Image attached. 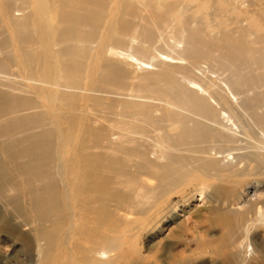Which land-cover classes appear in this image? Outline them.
I'll return each mask as SVG.
<instances>
[{"label":"bare ground","instance_id":"1","mask_svg":"<svg viewBox=\"0 0 264 264\" xmlns=\"http://www.w3.org/2000/svg\"><path fill=\"white\" fill-rule=\"evenodd\" d=\"M227 178L236 241L264 220V0H0V214L21 244L71 256L78 230L77 264H111L114 233L189 189L221 207Z\"/></svg>","mask_w":264,"mask_h":264},{"label":"rangeland","instance_id":"2","mask_svg":"<svg viewBox=\"0 0 264 264\" xmlns=\"http://www.w3.org/2000/svg\"><path fill=\"white\" fill-rule=\"evenodd\" d=\"M215 184L223 188V198L220 201L225 203L221 204V207L212 201L216 198L213 187L205 188L202 192L198 189H189L184 196H171L162 211L153 215L150 221H145L141 230L138 232L132 230L130 234L136 233L134 237L114 233V236L119 237L122 246L119 245L121 254L117 250L114 255L118 254V257L111 264H264V220L262 221L263 217H260L262 209L255 211L256 215L249 214V220L239 231L236 241L233 239L225 241L226 225L232 218L229 211H234L235 208L242 210L241 204L237 207L236 204L246 198L244 193L240 197L234 190L232 178ZM242 186L248 187L246 183ZM251 194L252 191L247 195L248 198ZM214 208L220 212H216ZM221 219L224 224L221 223ZM8 223L9 219H4L0 214V264H77L76 258L82 255L78 248L88 245L86 242L88 234L76 230L69 244L72 248V257L66 248V252L63 250L64 252L60 253V248L64 249V244L59 237L58 240H53V245L51 244L54 248L53 254L47 253L49 257L47 255L38 257L34 246L19 242L21 232L6 230L5 224ZM106 230L103 227L100 232Z\"/></svg>","mask_w":264,"mask_h":264}]
</instances>
